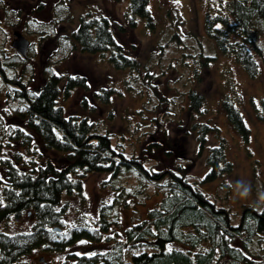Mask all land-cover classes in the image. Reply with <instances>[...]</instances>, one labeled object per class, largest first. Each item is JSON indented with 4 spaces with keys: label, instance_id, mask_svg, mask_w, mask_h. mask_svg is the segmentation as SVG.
<instances>
[{
    "label": "trees",
    "instance_id": "16d2710c",
    "mask_svg": "<svg viewBox=\"0 0 264 264\" xmlns=\"http://www.w3.org/2000/svg\"><path fill=\"white\" fill-rule=\"evenodd\" d=\"M147 1L126 0L122 13L124 23L107 14L79 13L76 24L68 33L55 36L56 55L52 61L65 57L76 47L80 51L102 55L107 51L106 58L113 67L137 69L139 62L133 51L134 45L128 41L126 48L121 32L135 26V16L143 17L145 24L152 26ZM45 2L51 14L46 22L27 19V14L21 21L24 32L33 34L37 40L51 35L56 22L72 21L73 17L64 0H53L52 4L51 0H36L35 5L40 9ZM221 4L218 10L205 11L202 29L214 39L220 53L231 55L243 71L253 77L258 70L256 56L264 58V0H223ZM0 7L5 11L4 20L8 25L17 21L16 11L8 10L2 2ZM5 39L6 32L0 25V83L8 87L4 90L5 99L18 105L16 114L32 134L16 126L6 134L9 138H20V144L18 147L8 146L7 149L12 151L6 155L0 152V220L7 221L23 211L31 212L34 220L28 229L13 232L0 229V264H12L20 254L33 247L62 249L77 238L99 240L101 237L109 241L107 247L72 252L62 262L264 264V202L259 209L242 204L237 221L232 222L228 209L216 205L188 177L192 161L182 154L181 144L174 147L169 143L167 131L159 120L165 116V109L161 106L165 101L161 103L162 96L154 87L148 91L157 94L158 104L145 106L147 104L142 100L141 107L136 109L138 112L143 108L153 110L158 120L155 126L141 131L146 138L140 151L141 154L143 150L159 151L162 159L127 154L124 143L112 141L107 133L93 130L91 121L84 115L64 114L57 96H66L75 86L85 89L86 85L81 75L57 74L49 64L51 58L43 67L44 77L35 90L27 87L33 65L28 62L27 54L20 57L15 50L7 53ZM27 47L29 52L31 45L28 43ZM213 57L209 56L210 59ZM110 90L102 89L96 95L106 101ZM187 97L190 116L194 118L193 112L198 115L203 112L200 108L202 95L188 89ZM219 100L226 119L246 140L248 128L239 110L226 94ZM260 102L257 116L264 122V100ZM190 129L196 131L199 148L205 144L206 133L213 132L216 141L207 145L206 169L199 179L218 177L219 185L226 191L228 182L224 175L232 164L225 157L224 137L216 125L204 120H192ZM154 134H158L157 137ZM33 138L38 139L43 147L61 152V159L55 162L50 156L42 158L34 147ZM6 141L4 137L0 139V146ZM121 170L131 179L128 185L115 180ZM88 171L108 174L99 183L109 187L110 199L96 206L91 224L82 220L65 229L52 228L63 224L61 215L66 202L61 199V193L82 194V180ZM153 194L157 198L141 218L132 219L122 229H115L114 235H103L108 224L117 218V206L137 205Z\"/></svg>",
    "mask_w": 264,
    "mask_h": 264
},
{
    "label": "rangeland",
    "instance_id": "374dc122",
    "mask_svg": "<svg viewBox=\"0 0 264 264\" xmlns=\"http://www.w3.org/2000/svg\"><path fill=\"white\" fill-rule=\"evenodd\" d=\"M0 2L8 10L16 11L17 17V21L8 25L4 20L5 11L0 7V25L6 32L4 46L7 53L14 50L9 43L14 29L19 30L31 45V50H26V54L28 62L33 65V72L27 87H37L44 77L43 67L51 58L49 64L57 74L81 75L86 85L85 89L75 86L66 96H57V102L62 105L64 114L84 115L91 121L93 130L105 132L110 135L112 141L124 143L127 154L132 153L141 158L158 156L162 159L159 151L143 150L141 154L140 149L146 135L140 133L145 128L155 126L158 120L153 110H136L141 107L142 100L147 104H144L145 106L156 102L158 104L157 94H160L161 103L165 101L161 104L165 109V116L159 120L167 131L169 143L174 147L181 144L182 154L187 156L186 159H191L192 166L188 177L194 180L216 205L228 209L232 222L237 221L242 204H249L256 209L262 206L264 122L258 118L257 112L260 110V101L264 100V58L256 56L258 70L250 77L231 55L220 53L214 39L204 33L202 18L205 11L220 9L223 0H148L146 6L152 18V26L146 25L143 17L135 16V26L132 29L124 28L121 32L124 46L128 47V41L134 45L133 51L139 62L137 69L113 67L106 58L107 51L102 55L99 52L80 51L76 47L65 57L52 61L56 55L55 36L68 33L76 24L79 13L88 11L95 15L107 14L124 23L122 13L126 0H64V4L73 14L72 21L56 22L53 33L38 40L33 34L24 32L22 17L27 14V19L46 22L51 15L48 3L45 2L39 9L35 5L36 0ZM52 2L53 0L51 4ZM124 25L126 26V23ZM209 56L214 57L210 59ZM151 86L156 89L157 94L149 93L148 88ZM108 88L111 90L107 100H100L96 93ZM7 89L6 85L0 83V139H7L0 146L2 155L12 151L7 149L8 146H17L19 143L20 138L6 136L11 127H21L31 133L16 114L18 105L5 99L4 90ZM188 89H194L202 95L200 108L203 112L199 115L193 112L194 118L190 116L188 107ZM225 94L239 110L248 128L246 140L225 117L219 100ZM167 111L171 113L167 114ZM195 119L216 125L219 134L225 139V157L232 164L230 171L224 175L228 182L226 191L219 185L218 177L210 180L199 179L206 169L204 158L207 145L215 142L216 138L212 131H208L205 144L199 148L196 131L190 129V122ZM157 135L154 134V137ZM32 141L42 158L50 156L55 162L61 159V152L43 147L36 138ZM107 176L104 172L88 171L82 180V194L61 193L66 207L61 215L63 224L59 225V228L65 229L82 220L92 223L96 206L111 197L109 187L99 183ZM115 180L123 181L127 185L131 182L129 175L122 170ZM155 198L157 196L153 194L143 203L117 206V218L108 224L103 235H114L115 229H122L132 219L141 218ZM33 220L31 212L23 211L17 216L9 217L7 221L0 220V229L7 232L28 229ZM108 244L109 241L101 237L99 240L77 238L62 249L43 250L33 247L20 254L12 264H64L62 260L72 252H89L105 248ZM39 256L42 259H39Z\"/></svg>",
    "mask_w": 264,
    "mask_h": 264
},
{
    "label": "water",
    "instance_id": "95a60500",
    "mask_svg": "<svg viewBox=\"0 0 264 264\" xmlns=\"http://www.w3.org/2000/svg\"><path fill=\"white\" fill-rule=\"evenodd\" d=\"M28 39L17 29L12 31V38L10 40L11 46L14 48L15 52L20 56L24 57L26 54V48L28 46ZM54 229H59L58 225H53ZM42 259L41 256L38 257Z\"/></svg>",
    "mask_w": 264,
    "mask_h": 264
},
{
    "label": "flooded vegetation",
    "instance_id": "af4514ba",
    "mask_svg": "<svg viewBox=\"0 0 264 264\" xmlns=\"http://www.w3.org/2000/svg\"><path fill=\"white\" fill-rule=\"evenodd\" d=\"M35 88H36V87H34V88H32V89H34V90H35Z\"/></svg>",
    "mask_w": 264,
    "mask_h": 264
}]
</instances>
